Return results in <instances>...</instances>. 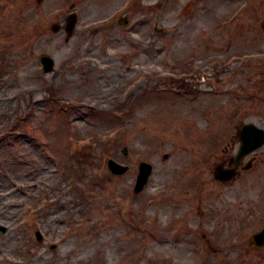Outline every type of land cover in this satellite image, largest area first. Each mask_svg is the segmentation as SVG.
<instances>
[{"label": "rangeland", "instance_id": "rangeland-1", "mask_svg": "<svg viewBox=\"0 0 264 264\" xmlns=\"http://www.w3.org/2000/svg\"><path fill=\"white\" fill-rule=\"evenodd\" d=\"M246 123L264 0H0V264H264V145L214 175Z\"/></svg>", "mask_w": 264, "mask_h": 264}, {"label": "water", "instance_id": "water-1", "mask_svg": "<svg viewBox=\"0 0 264 264\" xmlns=\"http://www.w3.org/2000/svg\"><path fill=\"white\" fill-rule=\"evenodd\" d=\"M72 21L73 22L76 21L75 16L72 17ZM72 28H73V23L68 25L69 31H71ZM41 60L44 64L45 71H50L54 68V60L51 57L44 55L41 57ZM247 130H248V134L245 135L247 137V140H246L247 145L250 143V146L252 148H255L263 144L264 132L262 129H259L255 127L254 125H246L244 126L242 131H247ZM255 139L257 140L256 142H255ZM125 152H127L126 148H125ZM109 167L114 173H117V174H124L129 170L128 166L121 165L120 163H118L117 161L113 159L109 161ZM151 172H152V165L143 162L140 166V174L138 176L137 183H136V192H140L143 189V187L145 186V184L147 183L149 179ZM1 229L3 231L7 230L5 226H1ZM37 236H38L39 241H43V234L41 232H37ZM52 248H56V245H53Z\"/></svg>", "mask_w": 264, "mask_h": 264}, {"label": "flooded vegetation", "instance_id": "flooded-vegetation-1", "mask_svg": "<svg viewBox=\"0 0 264 264\" xmlns=\"http://www.w3.org/2000/svg\"><path fill=\"white\" fill-rule=\"evenodd\" d=\"M249 156H253V155L250 154ZM249 156H248V157H249ZM253 158H254V157H252L251 159H249L248 164L244 166V169H249V168L251 167V162H252V160H254ZM243 161H244V160H243ZM243 161H242V162H243ZM242 162L240 163L239 167L241 166ZM224 163H226V162H224ZM239 167H238V168H239ZM239 171H240V170H239ZM239 171H238V172H239Z\"/></svg>", "mask_w": 264, "mask_h": 264}]
</instances>
